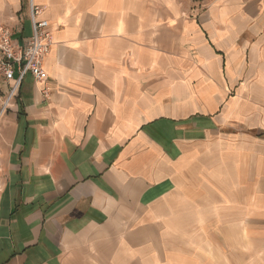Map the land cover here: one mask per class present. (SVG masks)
<instances>
[{
    "label": "crops",
    "instance_id": "crops-1",
    "mask_svg": "<svg viewBox=\"0 0 264 264\" xmlns=\"http://www.w3.org/2000/svg\"><path fill=\"white\" fill-rule=\"evenodd\" d=\"M33 1L53 46L0 124V264H227L209 242L264 193V0ZM0 19L32 35L30 0Z\"/></svg>",
    "mask_w": 264,
    "mask_h": 264
},
{
    "label": "built area",
    "instance_id": "built-area-1",
    "mask_svg": "<svg viewBox=\"0 0 264 264\" xmlns=\"http://www.w3.org/2000/svg\"><path fill=\"white\" fill-rule=\"evenodd\" d=\"M42 13V6L30 0L32 35L22 44L14 40L11 28L0 19V124L19 97L27 74H32L37 83L47 80L43 63L51 51L53 40L50 24L41 17Z\"/></svg>",
    "mask_w": 264,
    "mask_h": 264
},
{
    "label": "rangeland",
    "instance_id": "rangeland-1",
    "mask_svg": "<svg viewBox=\"0 0 264 264\" xmlns=\"http://www.w3.org/2000/svg\"><path fill=\"white\" fill-rule=\"evenodd\" d=\"M191 9H206L205 0H185ZM194 4H196L194 6ZM262 126L261 136H264V112L256 115ZM261 188L264 187V177L261 178ZM250 201V208L235 207L227 217L232 218V224L219 226L218 241L209 242L212 247L217 246V260H224L227 264H264V193L259 199ZM258 200V201H257ZM237 204V203H235ZM222 233V234H221ZM232 233L233 238L229 236ZM226 234L228 237L225 239ZM215 255V253H213ZM226 256V257H225Z\"/></svg>",
    "mask_w": 264,
    "mask_h": 264
}]
</instances>
